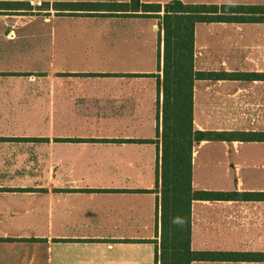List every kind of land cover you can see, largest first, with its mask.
<instances>
[{"label":"crops","instance_id":"crops-1","mask_svg":"<svg viewBox=\"0 0 264 264\" xmlns=\"http://www.w3.org/2000/svg\"><path fill=\"white\" fill-rule=\"evenodd\" d=\"M163 12L0 9V264H162ZM194 44V70L246 73L196 80L195 128L264 132V23H200ZM214 142L262 150L228 160L236 184L216 188L200 153ZM194 149L195 191L253 195L192 201V249L264 252V142Z\"/></svg>","mask_w":264,"mask_h":264},{"label":"trees","instance_id":"trees-1","mask_svg":"<svg viewBox=\"0 0 264 264\" xmlns=\"http://www.w3.org/2000/svg\"><path fill=\"white\" fill-rule=\"evenodd\" d=\"M134 11L145 15L164 10L166 30L165 117L163 157V247L162 264H193L195 261L264 262V252L195 251L191 246L192 204L194 200H249L253 194L195 191L193 187L194 151L202 141L264 142V132L201 131L195 128L194 87L199 79L244 78L246 73L199 72L195 69V28L197 24L264 23V4L187 3L174 0L163 7L158 3L131 0L122 3L100 2H0V9L16 12L34 10ZM107 8V9H106ZM252 77L262 76L259 73ZM158 253V252H157ZM156 253V254H157ZM157 254V260L159 259ZM159 261V260H158Z\"/></svg>","mask_w":264,"mask_h":264},{"label":"rangeland","instance_id":"rangeland-1","mask_svg":"<svg viewBox=\"0 0 264 264\" xmlns=\"http://www.w3.org/2000/svg\"><path fill=\"white\" fill-rule=\"evenodd\" d=\"M211 1H218V0H211ZM232 0H225L223 2H228L230 3ZM255 4H262L264 3V0H255V2H253ZM247 4H251L248 3ZM37 5V4H34ZM164 13V12H163ZM164 19V18H163ZM164 28L165 30V25H164V20H163V26L161 25V28ZM166 32V31H165ZM264 117L263 114L261 115H256L257 120L259 118ZM230 146V145H229ZM230 148V151L228 153H226V148L219 142H214L212 144H209L208 146L202 148V150H200V153L202 156H207L210 154L215 156L214 157V161H212L211 165L213 166V170L212 171H207V174L204 175L203 183H205L206 185L210 186V187H216L218 188V186H233V184L235 185V179L236 176H234L235 174H229L227 173V162L229 161H235L236 158L238 157H251L254 154H257L259 151L262 150V146L259 145H255V144H246L244 146L241 147L240 153L238 152V150H236V148L234 147V145L232 144L230 147H228V149ZM226 154H229L231 156H227ZM206 164V163H205ZM245 174H249V173H245ZM224 264H238V263H224Z\"/></svg>","mask_w":264,"mask_h":264}]
</instances>
